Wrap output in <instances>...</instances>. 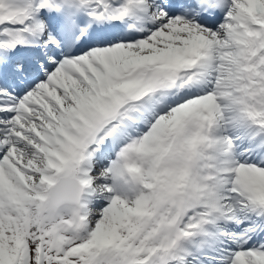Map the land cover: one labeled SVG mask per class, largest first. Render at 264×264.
Returning <instances> with one entry per match:
<instances>
[{
	"label": "snow or ice",
	"instance_id": "6c2138e0",
	"mask_svg": "<svg viewBox=\"0 0 264 264\" xmlns=\"http://www.w3.org/2000/svg\"><path fill=\"white\" fill-rule=\"evenodd\" d=\"M0 264H264V0H0Z\"/></svg>",
	"mask_w": 264,
	"mask_h": 264
}]
</instances>
